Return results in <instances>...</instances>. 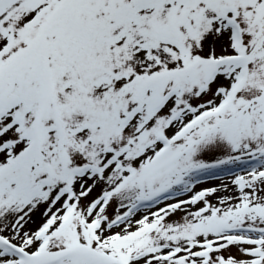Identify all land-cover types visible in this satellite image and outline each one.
I'll return each instance as SVG.
<instances>
[{"label": "snow or ice", "instance_id": "1", "mask_svg": "<svg viewBox=\"0 0 264 264\" xmlns=\"http://www.w3.org/2000/svg\"><path fill=\"white\" fill-rule=\"evenodd\" d=\"M0 264H264V0H0Z\"/></svg>", "mask_w": 264, "mask_h": 264}]
</instances>
